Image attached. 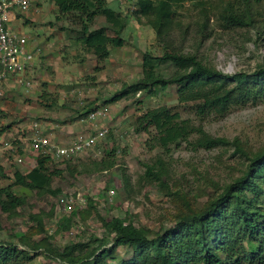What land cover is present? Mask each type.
I'll list each match as a JSON object with an SVG mask.
<instances>
[{"label":"rangeland","instance_id":"374dc122","mask_svg":"<svg viewBox=\"0 0 264 264\" xmlns=\"http://www.w3.org/2000/svg\"><path fill=\"white\" fill-rule=\"evenodd\" d=\"M225 1L213 0L212 3L221 9ZM120 3L126 20L123 29L126 43L115 48L110 59L103 62L97 59L99 69L92 67L93 62L86 63L80 80L85 92L78 94L77 101L67 94L60 103L61 93L57 85V92L42 94L40 106L32 104L38 98L37 79L40 76L33 77L31 73L27 76L33 82L32 90L28 91L25 84L14 80L15 87L6 90L4 98L0 97V128H7L10 134L7 141L14 146V149L12 146L0 151V187L13 184L17 169L25 172L32 166L30 162L22 165L18 161L20 149L15 143L30 144L36 133L41 134L39 130L35 132L33 124L46 119L45 112V115L52 111L53 115L62 116L68 114L67 108L72 106L77 111L73 116L80 118L81 101L89 107L109 106L107 118L99 120L108 132L97 139L92 148L73 159L48 154L50 172H58L52 188H60V194L40 195L25 186L13 187L14 192L24 196L27 202L18 208L14 217L0 210V243L21 245L19 239L26 235L29 245L20 247L33 248L43 236L41 226L31 218L34 213L43 216L44 235H54L52 244L61 252L65 245L76 242L89 243L92 248L97 239H106L110 248L113 235L105 229L103 222L114 217L126 218L153 234L164 232L174 228L182 215L204 209L222 189L244 174L248 158L242 150L252 155L264 150V92L240 97V101L231 104L223 113H201V100L193 94L182 95L178 84L166 89L157 86L152 92H130L115 102H109L123 92L125 86L143 76L142 62L146 50L155 55H162L167 49L192 52L226 74L253 73L264 67V34H258L252 27L225 28L220 21H215L216 18L206 23L200 15L201 10L187 4L179 10L170 35L163 40L151 26L137 21L133 8L137 0H121ZM252 4L253 16L258 21L264 20V1L253 0ZM113 6L119 8L118 3ZM60 16L62 24L71 26L70 34L78 36L84 24L79 14L73 11L60 13ZM104 19L103 15H98L91 28L114 35ZM23 28L22 33L28 36L44 31L38 28V24L24 25ZM175 70L176 67L169 63L158 67L164 76H171ZM44 79L50 82L49 78ZM235 83L232 81L231 86ZM68 87L66 89L70 90ZM8 94L14 95L15 99L6 98ZM7 100L6 104L3 103ZM74 102H77L76 108ZM163 105L187 121L186 137L169 146L157 144V131L151 118V110ZM70 117L63 115L59 120L64 125L73 121ZM82 126L87 128L86 124ZM90 129V135L95 134L96 131ZM211 137L222 141L213 144L209 141ZM35 150L37 156L44 154L41 148ZM260 184L264 187V178ZM63 198L73 199V210H62ZM262 200L264 203V196ZM74 211L79 214L73 215ZM68 219H71L70 227L60 231V224ZM30 251L34 257L28 264L63 262L60 256L56 257L44 247ZM85 251L86 248H81L74 254L83 256ZM133 254L132 248L119 245L99 264L132 260V264H145L146 256L136 258ZM91 262L94 263V258Z\"/></svg>","mask_w":264,"mask_h":264},{"label":"trees","instance_id":"16d2710c","mask_svg":"<svg viewBox=\"0 0 264 264\" xmlns=\"http://www.w3.org/2000/svg\"><path fill=\"white\" fill-rule=\"evenodd\" d=\"M56 2L62 12L74 11L82 18L84 24L78 40L99 62L110 56L111 48L125 45L126 39L122 31L126 20L107 0ZM212 2L213 0H137L136 19L140 24L151 26L156 35L164 40L177 21L179 10L189 4L201 10L200 15L206 23L216 18L215 21H220L225 28L252 27L258 34H264V20L258 21L253 16V0H226L221 9ZM98 15L105 17L114 35H109L102 29L91 30V24ZM163 63L176 67L171 76H164L158 71ZM142 64L143 76L125 86V90L113 96L109 102H115L130 92H152L157 86L166 89L178 84L182 95L193 94L201 100V113H223L231 104L240 101V97L264 92V67L253 73L230 75L204 62L195 53L173 49H167L162 55L146 50ZM232 81L236 82L234 86H231ZM151 118L157 131V144L169 146L186 137V119H182L170 107L163 105L152 109ZM6 129L1 127L0 134ZM209 141L216 144L222 139L211 137ZM242 153L248 158L244 174L222 189L204 209L179 217L174 228L153 234L126 218L114 217L103 222L105 229L113 235L110 248L107 247L109 243L106 239H97L92 248H89V243L76 242L65 245L61 252L59 247L54 248L52 244L55 236L44 235L46 229L43 216L34 213L31 218L41 226L40 233L43 236L31 249L39 250L44 247L56 257L60 256L62 264H99L119 245L132 248L136 258L146 256L145 264H264V187L260 184L264 178V150L253 155L243 150ZM49 161V155L41 154L37 158V165L29 172L17 169L13 184L0 187V210L14 217L18 208L27 202L24 196L14 192L15 185L28 187L40 195L60 194V188H52L53 178L58 172H50ZM76 214L79 213L74 211L73 215ZM70 223L71 219L65 220L60 224L59 230L69 228ZM19 240L22 246L28 247L26 235ZM21 245L0 243V264L30 263L34 257L31 249H23ZM81 248H86L84 255H75L74 252ZM92 258L94 263L91 262ZM132 263L133 260L120 264Z\"/></svg>","mask_w":264,"mask_h":264},{"label":"crops","instance_id":"0c3cea01","mask_svg":"<svg viewBox=\"0 0 264 264\" xmlns=\"http://www.w3.org/2000/svg\"><path fill=\"white\" fill-rule=\"evenodd\" d=\"M107 1L110 6L118 3V9L114 8V6L112 8L123 15V11L121 9L122 6L120 3L121 0H112V2L110 0ZM133 8L134 10L136 9L135 6ZM60 13L64 14V12L61 11L56 0H34L32 7L28 11L23 12L18 9H14L10 13V27L17 33L25 35L28 38L29 50H33L35 52V59L32 64L31 70L29 71V73H31L30 75H33V77L34 75L40 76L37 79L38 98L32 101V104L34 105H41L40 101L42 100L41 96L43 93L48 95L54 91L57 92V85H59V92L61 93L60 99L62 100V102L60 103L64 102L67 94L72 97L73 101H77V98H79L78 94H82L85 92V88H83L82 84L80 83L83 82L80 81L82 80V76L84 75L83 67H85L86 63L88 62L94 63L92 67H98L97 57L93 53L89 52L86 49L85 45L78 40L81 36V34L79 33L80 31H78V36H72L70 34V32H72L71 26H68L67 23L62 24ZM104 21L107 22L106 19H104ZM30 24H38V28H43L44 31L42 33L38 32V34L34 33L29 36L22 33L24 25ZM91 30L93 29L91 28ZM122 35L124 36L123 31ZM115 48L116 47L111 48L110 56L106 60L112 57ZM44 77L49 78L50 82H46ZM14 83V79L10 78L1 81L0 97L4 98L5 91L14 88ZM50 83L52 84V86ZM66 87H68L70 90H67ZM32 89H28V91ZM10 95L11 94H8L6 98L9 97L10 100L12 98L15 99L14 95ZM80 96L82 97V95ZM7 102L8 100L4 101L3 103L6 104ZM76 105L77 102H74L75 108ZM67 112L68 114H61L62 116L53 115L54 113L52 111H47V115H45V112L44 116H46V119L34 122L33 127L35 132H38L39 130L41 132V135L45 134L43 136L48 137L52 141L60 145H69L73 143L74 139L78 140L79 138H81V136H87L88 134L90 135V133L88 132L90 128V130L96 131L103 127L101 126L102 124L100 125L99 123L103 119H100L101 121L98 120L96 124L92 122H81L78 115L76 117L73 116V112L77 111H75L72 106H69L67 108ZM63 115H70V118H72L73 121L62 125L63 123L59 119H62ZM59 124L61 125L59 126ZM82 124H86L87 128L83 129ZM57 126H59L60 128L56 129ZM9 135L10 134L8 133L7 129L5 132L0 134V151H3L2 148L5 149L13 146L11 142L7 141V137H9ZM21 139L24 140L25 138L22 137ZM67 139H70V143L67 141ZM15 144H17L18 149H20L18 152L20 154L19 158L22 159L20 163L22 165H26L29 162L31 163L30 165L32 166L30 167V169L25 171L29 172L37 165L38 153H36L35 148L32 146V141L30 142V144L26 145H24V143ZM12 149H14V146Z\"/></svg>","mask_w":264,"mask_h":264},{"label":"built area","instance_id":"2783aa9c","mask_svg":"<svg viewBox=\"0 0 264 264\" xmlns=\"http://www.w3.org/2000/svg\"><path fill=\"white\" fill-rule=\"evenodd\" d=\"M34 0H0V82L8 78L25 84L28 89L33 88V82L27 76L31 70L35 59V52L28 48V38L25 35L14 31L10 25V13L14 9L26 12ZM82 110L80 121L83 123L92 122L96 124L98 120L105 119L109 106L101 104L96 107L86 106L80 102ZM108 132L107 127L96 130L86 138H79L70 145H59L46 136L36 133L32 139L34 148L43 149L44 154L58 158L73 159L89 148H92L95 141L103 137ZM22 161L21 158L18 159ZM63 211H70L73 208V199H64L61 202ZM73 210V209H72Z\"/></svg>","mask_w":264,"mask_h":264}]
</instances>
